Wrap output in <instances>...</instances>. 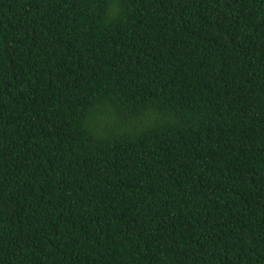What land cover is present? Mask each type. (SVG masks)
<instances>
[{"label":"trees","instance_id":"1","mask_svg":"<svg viewBox=\"0 0 264 264\" xmlns=\"http://www.w3.org/2000/svg\"><path fill=\"white\" fill-rule=\"evenodd\" d=\"M0 264H264V0H0Z\"/></svg>","mask_w":264,"mask_h":264}]
</instances>
